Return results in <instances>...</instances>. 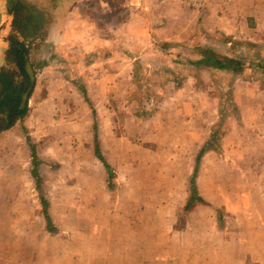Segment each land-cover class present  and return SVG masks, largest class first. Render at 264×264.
<instances>
[{
    "label": "crops",
    "instance_id": "obj_1",
    "mask_svg": "<svg viewBox=\"0 0 264 264\" xmlns=\"http://www.w3.org/2000/svg\"><path fill=\"white\" fill-rule=\"evenodd\" d=\"M28 1L40 11L52 8L54 18L47 27L48 33L43 40L19 39L28 48V68L30 80H33V87L25 104L29 113L17 119L16 124L10 125L7 122L4 126L0 125V137L5 131L16 129L14 125H19L21 120L23 122L30 115L32 102L34 112L42 109V104L36 103L41 91H34L39 77L50 80L51 90L46 95V99L50 100L48 110L58 107L55 98L69 89L64 85L54 88L53 84L57 79L64 84L68 83L70 72L79 69L78 65L75 69L72 62L73 58L75 63L80 62L72 56L75 54L82 57L88 54L91 64H96L95 72L100 69L109 72L114 89H121L116 81L123 80L129 86L123 98L135 89L137 80L142 84H149L150 94L153 93L151 87L158 86V90H154L152 95L159 96L163 95L162 91L168 84L172 94L168 97L170 103L162 99L163 96L158 97L156 101L159 103L152 110H156L157 125L168 126L164 130L171 133L172 140L178 139L179 145L176 144L175 148L179 161L171 172L164 168H142L141 171H151V174L160 176L163 181L157 177L151 183H146L141 178L142 181L134 185L132 190L134 199L127 196L125 189V212L123 216H114L123 225L117 230V225L113 223L114 229L110 223L108 235H102L104 241L111 245L115 243L113 246L123 250L120 256L122 264H150V249L158 258L156 264H264V252L254 251L256 247L251 249L246 245L253 239L264 241V216L251 214L252 216L238 219L245 206L256 208V212L258 208H264V197L256 199L254 204L253 196L242 194L236 198L230 192L234 186H229L230 175L252 172L246 165L248 154L251 156L249 159L260 166L264 175V100L258 99L264 95V0H209L204 7L198 9L186 7L181 0H58L56 7L48 6L50 0ZM12 20L7 0H0L2 76L10 64L7 54L15 49L9 41ZM240 39L245 42L237 50L236 42ZM47 45L56 47L54 53L50 50L48 55L40 54L39 50L48 47ZM260 45L263 46L260 54L252 56L250 51ZM70 48L76 50L71 52ZM149 48L156 49L157 58L148 54ZM236 53L243 54L244 60L231 57ZM83 61L86 59L83 58ZM148 62L158 64L156 69L141 64ZM84 65H87V61ZM170 65L175 68H170ZM222 66L225 67L221 69ZM178 72L185 74L184 83L180 82L181 79L176 82ZM203 73L234 75L229 96L230 108L220 106L219 99L209 91V85L203 87L207 90L206 93L193 88L207 78L208 74ZM82 76L86 77L84 73L75 72L76 78ZM242 77H247L248 83H257L254 87H245ZM260 83L262 86H258ZM11 84L12 87L16 86L15 81H11ZM74 87L76 93L83 97L86 95L84 88ZM150 101L155 100L152 98ZM117 104V101L111 103L112 107L115 105L114 111L112 110L115 116L112 120L114 129L110 128L107 136L94 132L90 155L106 169L109 191H113V185L119 179L117 169H111L110 160H130L133 153H136L134 147L118 151L115 123L116 118H119ZM149 104L150 102L143 103L141 115H132L139 122L145 123L147 130L154 122L153 118L147 119V115L153 112H148ZM166 110L169 113L165 114ZM121 114L124 115L122 112ZM126 118L129 120V117ZM47 126L48 130L53 127ZM124 141L126 146L128 138L125 137ZM181 141L186 144L185 147ZM16 142L13 140L10 143ZM37 142L39 143L35 146L29 145L26 138L25 144L30 148L33 165L30 170L21 173L15 163L11 165L12 172L0 170V238H20L22 231L30 232V228L24 225L32 222L34 226V219L39 217L44 226L39 232L44 237L40 239L45 243L52 242L53 233L46 227L41 208L40 215L36 211L38 202L40 206V195L47 201L49 213L51 203L43 195V187L39 183L43 181V175L52 173V168L44 166L42 169L37 166L39 161L46 160L37 155V146H43L45 150L47 148L54 157L63 159V155L52 145L57 144L56 141L53 142V136H43ZM107 145L108 151L105 150ZM96 146L98 156L95 153ZM153 155H158L160 160L164 159V154L152 151L145 150L142 154L145 157ZM129 166L130 163L126 162L124 169ZM61 169L62 163L59 174H52L63 175ZM138 171L135 169L136 173ZM164 174L178 175L179 182L174 177L170 180L172 183H165ZM183 175L187 177L182 178ZM20 176L26 181L34 179L36 191L39 190L38 200L22 198L18 183ZM192 179L195 197H198L199 202L192 198ZM231 181L234 182V179ZM82 185L83 189L88 185L84 183V174ZM242 189L245 188L241 185L236 187L237 191ZM168 199L171 201L166 205ZM116 203L120 204L119 199H116ZM165 208H170L167 214ZM25 211H28L29 218H25ZM50 220L52 227L51 217ZM245 222L254 224L247 227ZM44 254L50 255L53 251L47 247ZM159 258L162 262H159Z\"/></svg>",
    "mask_w": 264,
    "mask_h": 264
},
{
    "label": "rangeland",
    "instance_id": "obj_2",
    "mask_svg": "<svg viewBox=\"0 0 264 264\" xmlns=\"http://www.w3.org/2000/svg\"><path fill=\"white\" fill-rule=\"evenodd\" d=\"M243 42H245L243 39L236 42L237 50L239 47H242ZM47 46L39 50L40 54L48 55L50 50L54 53L56 47L54 45ZM262 47L260 45L259 48L251 50V55L258 56ZM74 50L76 49L70 48L69 51L73 52ZM155 52V48H149L148 50V54L157 58ZM72 56L80 61L79 64L74 62V58L72 61L75 69L77 65L79 69H74V72H70V78L67 80L68 83L64 84L60 79H57V82L53 84L55 86L54 88L64 85L69 89L62 96L55 98L54 101L57 102L58 107L52 111L48 110L50 100L46 99V95L51 90L50 80L45 79L46 77H39L34 91L37 92L38 89L41 91L38 94L40 98L37 99L36 103H41L42 109H36L34 112L32 102L30 115H27L23 122L21 120L19 125H14L16 129H9V131H5L6 133L0 137L1 172H12L11 165L14 163L18 167V170L20 169L19 172L21 173L33 167L30 148L28 144H25L26 138H28L29 145L35 146L39 143L37 141L41 140L43 136L47 138L53 136V142L56 141L57 144L52 143V145L56 147L57 151L60 150L62 152L63 159H60L59 157L51 155L52 153H49L47 148L45 150L43 146H37L39 148L37 149V155L46 158L45 162L39 161L37 163L38 167H42L43 169L44 166H49L52 168V173L58 172L59 174L62 163L61 171L63 175L55 176L52 173L50 175H43V181L39 183L43 187V195L51 203L49 215L52 219V230L54 232L52 242L45 243L44 240L40 239V237H44L43 234L41 236L39 235V232L42 231V227L44 228V226L43 221L38 217V219H34V226L32 222L24 225V227L28 226L30 228V232L29 230L26 232L22 231L21 237L19 236L20 238H0V264H122L120 256L123 250L121 251L118 246H113L115 243L111 245L108 241H104L102 235H108L110 223L116 229L115 225H113L115 223L117 230L120 229L121 224L123 225V222L118 221L114 216H123L125 212V189L128 193L127 196L130 199H134L132 197V190L135 188L134 185L142 181L141 178H144L143 181H146V183H151L157 177L161 182L163 181L160 176L151 174V171H141L142 168L149 167V170L164 168L166 171L171 172L175 169L177 161H179L175 148L176 144L179 145L177 143L178 139L172 140L171 133L169 134L167 130H164L168 126L163 127L159 123L157 125L156 110H152L154 108L156 109L159 103L156 101L158 97L161 98L163 96L162 99L170 103L168 97H171L172 94L168 88V84L163 91L161 90L163 95L160 94L159 96L156 94L152 95L155 92L154 90H158V86L151 87L153 93L150 94L148 91L150 89L149 84H142L140 80H137L135 89L130 91L131 93L129 92L127 95H124L123 98L126 88L129 87L125 85L123 80L116 81V84L121 86V89L116 90L114 89L112 80L108 76L109 72L104 69L95 72L96 64H91L92 60L89 59L88 54L85 57H82L80 54ZM231 57L238 58L240 61L244 60L243 54L236 53ZM83 58L86 59L87 65H84L86 61H83ZM141 64L143 66H151L154 69L158 65L154 62ZM170 68L173 69L175 66L170 65ZM7 72L11 78L14 76L15 70L13 63L10 62L7 66L5 75H0V95H3V98L8 96L10 86L12 85L11 82V85L9 84L7 79ZM75 72L78 74L84 73L86 77L76 78ZM206 74L208 73H203V75ZM210 74L201 83H198L195 87L193 86V88L206 93L207 90H204L203 87L209 85V91L219 99L220 106L230 108L231 102L229 96L231 94L234 75ZM184 76L185 74L178 72L176 74L178 78L176 82H179L178 80L181 79L180 82L184 83L186 80ZM14 77L16 78V75ZM198 78L200 76L197 77V80ZM242 79L245 87H254V84L257 83H248L247 77H242ZM74 85H76L77 89L84 88L87 92L86 95L83 97L80 93H76ZM258 86H262V84L260 83ZM41 88L42 90H40ZM5 91H8L6 95H4ZM151 95L152 97L150 98ZM152 98L155 101L151 102L150 100ZM258 99L264 100V95H261ZM116 101L118 102L116 105L118 109L117 117L119 116V118H116L117 122H115L117 123L116 136L118 137V151L134 147L133 150L136 153H133L132 159L130 160H110L112 162L111 169L112 171L115 168L117 169L119 179L116 181V185H113V191H109L108 185L106 184V169L96 163L90 155L92 152L94 132L107 136L110 128L112 130L114 129L112 120L115 116L112 110L114 111L115 105L112 107L111 103H116ZM148 102L151 104L147 108L149 110L148 112H153L151 115H147L149 116L147 119H154L149 130H147L148 127L145 123L139 122L134 117L136 114L141 115L142 112L140 110L143 107V103ZM229 112L233 113L231 110ZM27 113H29V110ZM167 113L169 111L166 110L165 114ZM126 117H129V120ZM47 125H53V127L48 130L49 126ZM125 137L128 138L126 146L124 141ZM13 140L17 141L16 144L10 143ZM104 140H107V138H104ZM181 144L183 147L186 145L182 141ZM105 150H109L108 145ZM145 150L152 151L156 154H164V159L160 160L158 155H153V157L142 156ZM249 155L246 158V165L251 168L252 172L248 171L247 174H241L239 172L230 175L229 186H234L230 192L234 193L233 195L236 198L242 194L253 196L255 204L256 199H262L264 197V175L261 173L260 166L255 164V161L253 162L252 159H249L251 158ZM118 157L122 156L118 155ZM126 162L130 163V166L124 169ZM135 169L139 171L136 173ZM83 174L84 183H88L85 189H83L82 185ZM174 177L176 182H179L180 177L178 175L164 174L165 183H172L170 180ZM181 177L186 178L187 176L183 175ZM232 178L234 182L231 181ZM18 183L21 187L20 193L22 194V198L29 201L34 198L38 200L34 179L32 181L27 179L26 181L24 177L20 176ZM238 185L243 186L245 189L237 191L236 187ZM116 199H119L120 204L116 203ZM170 201L169 199L166 200V205ZM38 203L36 211L40 215L41 210ZM254 209L256 208H252L249 205L245 206L238 219L242 216H250L251 214L258 217L264 216L261 215L264 214V208H258L257 212ZM169 210L170 208H165L166 214ZM25 218H29L28 211H25ZM245 224L247 227H250L254 223L248 224L245 222ZM253 240L250 241V244L247 243L246 245L250 246L251 249L256 247L254 251L264 252V241L259 239ZM47 247L52 249L53 254H44ZM149 251L150 264H156L155 262L158 259L156 254L152 249ZM159 262H162L160 258Z\"/></svg>",
    "mask_w": 264,
    "mask_h": 264
},
{
    "label": "trees",
    "instance_id": "obj_3",
    "mask_svg": "<svg viewBox=\"0 0 264 264\" xmlns=\"http://www.w3.org/2000/svg\"><path fill=\"white\" fill-rule=\"evenodd\" d=\"M50 7H56L58 0H50ZM8 3V13L12 16V34L9 36V41L15 47L7 54L8 61L13 63L16 78L13 76L8 77V80L15 81L16 86H10V93L5 96L4 99H8L15 106L12 107L10 112V125L14 124L17 119L23 118L27 113V106L23 108L20 107V98L26 86H28L30 81V69L28 68V48L19 39L33 40L40 39L43 40L48 33V26L53 22L52 8L45 11H40L36 9L28 0H7ZM217 62V61H216ZM221 63V62H217ZM42 67V65H41ZM225 66H222L223 69ZM32 73V72H31ZM8 76L9 73L7 72ZM97 145V144H96ZM95 153L98 156V147H95ZM102 161V159H100ZM103 163V161H102ZM104 164V163H103ZM109 178H112L109 175ZM37 191H39L37 189ZM191 194L194 201H198L196 196V190L194 187V179L191 180ZM40 208L42 210V216L46 222L47 229L53 232V228L50 227L51 220L48 213L47 201L39 195Z\"/></svg>",
    "mask_w": 264,
    "mask_h": 264
},
{
    "label": "flooded vegetation",
    "instance_id": "obj_4",
    "mask_svg": "<svg viewBox=\"0 0 264 264\" xmlns=\"http://www.w3.org/2000/svg\"><path fill=\"white\" fill-rule=\"evenodd\" d=\"M7 92L8 91H5L4 95H6ZM4 98L3 95H0V117L3 116L5 118L6 123L7 122L9 123L10 112L12 107L15 105L14 103L11 104L8 99H4Z\"/></svg>",
    "mask_w": 264,
    "mask_h": 264
},
{
    "label": "water",
    "instance_id": "obj_5",
    "mask_svg": "<svg viewBox=\"0 0 264 264\" xmlns=\"http://www.w3.org/2000/svg\"><path fill=\"white\" fill-rule=\"evenodd\" d=\"M32 87H33V80L31 79L28 88L25 90V92L21 96V102H20V106L21 107L25 106V104H26V102L28 100L29 93L32 90ZM5 123H6L5 118L3 116H1L0 117V125L4 126Z\"/></svg>",
    "mask_w": 264,
    "mask_h": 264
},
{
    "label": "built area",
    "instance_id": "obj_6",
    "mask_svg": "<svg viewBox=\"0 0 264 264\" xmlns=\"http://www.w3.org/2000/svg\"><path fill=\"white\" fill-rule=\"evenodd\" d=\"M186 7L198 9L205 6L209 0H181Z\"/></svg>",
    "mask_w": 264,
    "mask_h": 264
}]
</instances>
